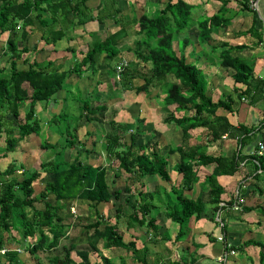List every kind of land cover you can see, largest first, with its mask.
Returning <instances> with one entry per match:
<instances>
[{"label":"trees","instance_id":"16d2710c","mask_svg":"<svg viewBox=\"0 0 264 264\" xmlns=\"http://www.w3.org/2000/svg\"><path fill=\"white\" fill-rule=\"evenodd\" d=\"M89 1L0 0V39L3 35H7L5 46L0 47V61L1 57H6L5 61L8 62V65H3L5 61L2 59L3 63L0 64V135L2 132L6 134V150L0 153V157H7L8 151L15 150L14 147L16 148L21 141L41 132L36 105L53 99V96L63 88L69 72H72V70L59 71L58 68L54 69L51 62L45 64L36 61L29 62L26 54L30 48L24 44L22 47L20 46L19 30H22L21 35L26 40L29 34L28 28L30 30L35 27L49 30L48 26H53L58 21V17H61V24L63 25L66 22L75 25V18H78L77 22L81 24L93 19L102 23L104 18L108 17L114 18L116 21L120 20L117 16L119 8L116 7H113L115 9L113 12L106 15L100 13L87 15L84 10L90 7ZM219 1L221 2L220 8L211 15L202 13L198 17L194 16V9L200 7L197 3L188 0H166L164 6L157 8L154 13L142 12L141 15H135L133 19V23L138 25V34L146 35V37L142 36L138 40L140 50L137 56L146 62V66H150L148 67V76L144 77L143 84L135 85L132 77L136 78L137 68L128 65L118 82L125 89L136 88L139 93H149L153 88L164 87L161 92L164 94L162 100L164 105L177 104L179 105L177 111L180 107L184 110L193 111L188 116H176L175 112H171L166 117L167 122L176 123L182 128L183 135H187L189 130L196 126H204L212 130L215 138L224 133L230 135H237L238 133L227 116L217 115V110L221 107L231 112L234 110L231 95L214 101L208 94L207 79L202 73V69L195 62H190L185 54L187 42L192 41L187 34L189 29L196 26L199 32L198 41L210 44L214 39V32L225 29L232 23L233 18L228 16L232 10V7L229 6L231 0ZM253 1L256 0H239L241 4L240 13L252 10L254 8ZM115 3V0H107V5L114 6ZM101 6L99 5V7ZM254 14L255 16L258 15L256 9H254ZM62 28L57 31L54 41L62 36ZM249 30L255 31V25ZM122 32L125 33L126 30L123 29ZM183 32L186 33L185 38H179V34ZM243 32H247V30ZM44 34L46 35V33ZM45 39L48 40L47 37ZM114 39V37H108L106 40L95 44L85 54L84 60L73 70L91 62L98 51L111 48V53L117 52L116 47L112 46ZM243 46H231L229 43H223L212 50H218L222 66L234 70L232 76L235 81L247 85L243 91L244 94L254 98L257 92L263 90L264 78L259 83H255L254 65L234 54ZM26 64L27 66L23 67ZM171 74L178 79L177 83L168 81V76ZM255 86L257 87L255 88ZM26 102L28 106L25 108V112H22V105ZM106 107V105L99 107V111H105ZM93 109L90 100H86L83 111L89 113ZM138 121L139 125L145 123L143 118H139ZM110 124L115 133L107 136V148L110 155L119 161L115 179L120 177L121 170L129 173V179L137 182L142 186L141 188H145L142 179L148 175H157L162 180L171 179L168 169L169 155L161 154L157 144L150 146V140H147L136 147V131L125 130L124 127H128L127 123H118L112 120ZM241 129L243 133L240 137L242 136L241 142L244 144V140L248 139L251 132H255V128L244 126ZM127 134L131 138L129 144L125 142ZM139 134H145V132L140 130ZM144 139L147 138L144 137ZM69 143L70 146H74L75 139ZM57 146L58 143H52L48 140L42 143V148L47 150ZM175 151L181 154V160L174 166V169L181 174L183 185L182 187L181 185H173L171 191L167 193L165 213L168 221L178 224L175 241L180 242L190 234L191 219L193 217L200 219L207 207L203 195L194 199L187 193L200 179L198 176L199 167L201 165L213 166L212 173L205 177L201 186L202 189L206 185L209 186L211 189L210 200L215 204V208L219 209L224 207L220 203L222 202V195L226 191L218 182V176L235 174L240 169L244 157L241 159L240 154H235L232 157L207 154L202 146L185 147L179 145L170 149V152ZM62 152L58 150V154ZM81 154L79 153V155ZM79 155L70 159H58L57 155L54 159L52 157L42 160L39 168L24 170L22 167V177L16 174L20 170L16 163H9L6 168L0 169V249L4 247L10 249L7 253L0 254V264H3L2 258L4 256H8V262L13 261V264H20V259L17 257L18 250L9 247L13 242H16L19 248L28 250L33 257L38 259L33 264H44L38 258L39 252L58 247L62 239L67 238L69 228L75 224V222L69 221L67 216H63L62 211L70 209L71 206L72 208L75 207L72 204L77 201L85 202L89 208L102 203L115 204L113 199L119 197L122 191L111 190L107 166L90 163ZM249 157L253 159L257 171L259 169L264 170V154H253ZM259 174L256 172L252 178L256 180L255 189L257 192L264 194V189L257 184ZM43 175H52L53 179L46 183L39 195H36L34 183ZM115 179L112 180L113 183ZM127 190H131L129 184L126 185ZM254 192L252 188H244L243 184H240L237 192L230 193L231 198L226 202V206L233 208L235 204H238L244 212L259 210L264 214V201L256 206H247L244 205L243 201L241 202L242 196H252ZM155 193L152 190H141L140 201L137 205H133V212L129 215H124L123 206L119 204L114 215L115 223L95 208L92 215L87 218V222L76 224V226L84 227L90 247L77 249L75 239L71 238V244H63V253L56 254L50 259L51 264H94L91 253L100 251V243L106 249L122 248L132 251L133 258L139 261V264H151L146 257L147 247L142 250L137 246L134 239L126 240L125 233L119 227V223L120 219L129 220L128 226L130 227L134 221L138 227H147L152 239L160 238V227L156 223V217L151 214ZM160 196L161 193H159ZM40 200L44 202L43 208H37L35 205ZM13 231L20 234L19 239L13 235ZM194 244L197 248L205 246V243L200 241H196ZM225 244V251L228 252L231 250L244 251L250 246L260 247L258 251L260 262L264 264L263 241L250 238L239 246L232 244L229 247L227 243ZM74 250L80 258L79 261L72 257ZM102 258L108 264H115L107 256H102ZM191 262L195 263L196 259L192 257Z\"/></svg>","mask_w":264,"mask_h":264},{"label":"crops","instance_id":"0c3cea01","mask_svg":"<svg viewBox=\"0 0 264 264\" xmlns=\"http://www.w3.org/2000/svg\"><path fill=\"white\" fill-rule=\"evenodd\" d=\"M94 1L97 2L96 6L100 3V5H102L104 2H107V0ZM115 2V7L119 8L117 16L120 20L116 21L114 18L108 17L104 18L102 23L97 19H93L81 24L77 22L78 18H75V25L67 24L66 22L64 25L60 23V25L57 26L58 30L63 27V34L57 38L56 41H54L55 32H52L56 31L55 28H51L50 30L38 29L36 27L30 30V28H28V38H26V41L23 44L30 48L29 52L26 54V58L29 59V62L36 61L41 64L51 62L52 68H58L59 71L72 70V72H69L68 77L63 84V88L53 96V99L43 101L44 103L42 102L38 108L39 110H37V117L41 123V134L45 136L46 140L51 139V141H48L52 143H60L59 141L55 140V142L52 139H67L66 142L69 145L68 151L71 148H75L77 154L86 153V161H89L91 160L89 157L95 156L99 158L100 156L101 158L103 156L98 153V145L100 144V149L103 150L104 143H99L97 140L107 139L109 134L115 133L112 126V130H108L109 122L114 120L118 123H127L128 127H124V129H128L130 132H135L132 125L139 122V118L145 119V123H140L139 129L143 130V132L148 135L146 138L148 141L150 140L151 146L157 144V148L160 149L161 154L169 155L168 169L171 176L170 180H162L157 175H148V177L146 176L142 179L146 191L152 190L156 192L153 200L154 207L152 208L151 214L156 217V223L158 225H162L161 220L164 221V218L167 221L165 213V207L167 206V193L171 191L173 185H181V187L183 185L181 174L174 169V166L181 160V154L178 151L170 152L171 148L179 145H184L185 147L202 146L206 151L205 153L215 156L222 155L232 157L235 154H240L241 159L244 157L240 169L233 175L218 176V182L226 191L222 195V202L220 203V205L224 207L219 209H216L215 204L210 200L211 189L209 186L206 185L204 189H202L201 186L205 177L212 173L213 166L201 165L199 167L198 176L200 179L198 182L194 183L193 189L188 192V195L194 199L203 195L207 207L200 219H197L196 217L191 219V231L187 238L180 242L176 241L179 245V255L177 254L178 258L175 259V264H197L199 259L203 260L205 257H210L219 261L222 255L228 252L225 251L226 244L223 241L218 240V237L221 234L225 236L227 243L239 246L245 240L250 239L248 234H245L247 231L252 232L249 234L252 235V237L255 236L254 228H257V225L254 226L251 224L252 222L257 221L259 226L264 225V214L259 210H251L247 212L242 211L243 216L240 220L236 221L235 219L238 218L241 213H236L231 206H226V202L231 198L230 192H237L240 188V184H243L244 188L250 187L256 192H254L252 196H246L243 198L244 205L256 206L264 201V194L257 192L255 189L256 180L252 178L256 172H259L260 174L257 184L260 183V185L263 186L261 187L264 189V170L259 169L257 171L253 159L249 157L253 155L259 141L264 139V86L263 90L260 92H253L256 93L254 98H252L251 95L247 96L244 94L243 91L247 88V85L235 81L232 76L234 70L221 65L219 54L217 57L216 55L215 57L213 55L217 53L215 50L208 51V47L214 48L220 46L223 44L222 42L219 44L215 39H213L210 44L200 42L197 44L195 39H192L191 42H187L185 54L190 62H195L199 68L205 70L208 94L214 101H219L220 99L231 95L232 107L234 110L231 112L221 107L217 110V115L227 116L238 133L237 135L224 133L220 137L215 138L212 130L207 129L204 126H196L191 128L187 135H183L182 128L176 123L167 122L166 117L171 112H175L176 116H188L192 114L193 111L189 109L184 110L181 107V109L178 108L179 111H177V107L179 106L177 104H169L168 106L163 105L162 100L164 94H161V92L164 87L153 88L149 93H137L136 88L125 89L122 84L118 82L120 80L117 79L116 66L121 60L126 59L127 61H130L129 65L131 67L137 68L136 78L132 77L135 85H141L144 83V77L148 76V67L150 66H146V62L137 55H135L136 58L134 59H127L121 53V50L118 49L120 43L125 41L124 39L128 36L133 33L139 36L140 34L137 32L138 25L133 23L135 15L131 21L123 19L120 1L115 0ZM146 5L147 3L144 7ZM256 6L258 7L259 15L255 16L253 14V17L244 16L243 14L245 12H241L243 13L241 14L239 9H234V11H238V13L237 16L233 18L232 24L233 26L239 27L234 31V35L237 36V39L240 41L235 43L224 41V43H229L231 46L244 45L239 50H236L234 54L241 56L254 65L255 83H259L264 78V0H256ZM45 15L50 17L48 14ZM253 25L256 26V30L253 32H261L260 34L255 35L252 31L243 32L246 29L252 28ZM123 29L126 30L125 33L122 32ZM216 32L215 34H217ZM44 33H46V35ZM45 37H47L48 40H46ZM108 37L115 38L114 41H112L113 45L112 43L111 45L116 47L117 52L111 53V48L109 49L106 47L109 51L107 49L98 51L91 62L84 64L77 70H73L75 66L84 60L85 54L90 51L95 44L106 40ZM181 38L184 39L185 36L183 35ZM213 38L215 37L213 36ZM20 46L22 47L21 43ZM127 48L137 49V47L129 45ZM136 49L134 53L139 51V49ZM195 53L202 54L198 55L201 56L200 60L194 58ZM135 61H137V63H135ZM26 66L27 64L23 65V67ZM171 75L168 76V81L174 83V81L170 79ZM137 81H140V83ZM76 87H78L80 90L79 94L84 99H81L76 103L77 112L75 113L77 114L78 119L76 127L73 129L74 134H71L69 132L70 130L68 131L66 129L64 131L60 122L59 124L56 123L57 125H51V123L54 121L55 115H60L62 112H66V110H64L65 108H68L69 111L72 110V103L70 101L73 99L72 94ZM256 87L257 86H255V88ZM128 95H138L137 102L132 103L131 98L127 97ZM143 95L145 97H143ZM157 96L159 99H156ZM66 100H68V103ZM86 100H90L94 107L93 111H90L89 113L83 111V105ZM27 104L28 103L26 102V105ZM103 105L107 106L105 111H99V107H102ZM244 126L255 128V132H251L248 139H245L243 144L241 142L242 136L240 137V135L243 133L241 128ZM142 135L143 134H139L137 140L141 138L144 139ZM128 136L129 135L127 134L126 137ZM28 139H36V137L35 135H31ZM70 139L79 140L78 142L75 141L74 146H70ZM82 139H91V142L88 141L90 145H86ZM96 142L97 144H95ZM106 151L109 153L107 149ZM89 162L96 164L92 161ZM252 179L253 181H250ZM148 180H150V182ZM153 180L158 182V186ZM159 193L163 194L159 197ZM138 201H140V199ZM126 202L128 203V200ZM120 204L124 208V215H129L133 212L134 207L131 206L132 208L127 211L125 210V202ZM160 209H162L161 211L163 212L164 217L161 214H159V216L153 214L155 213L154 210H157L156 212L160 213ZM215 217L217 218L216 220L220 218L218 221L221 222L218 234L214 232L217 230ZM199 222L200 224H203L204 230L207 231L204 233H210V236L200 233V230L196 231ZM171 223L175 224L174 222ZM256 230H258V233L261 231L259 227ZM133 233L136 236H139L135 231H133ZM256 237L261 238L260 235L254 237L255 239H259ZM185 241H189L190 243L186 245ZM196 241L205 243V246L197 248L194 244ZM248 248L249 247L245 250L249 251ZM238 251L239 252H236V254L228 253L227 261H229V264H239L236 260L237 255L243 251ZM231 256L233 258L229 259ZM192 257L197 259L195 263L191 262ZM148 261L151 263L149 259ZM240 264H247V262L243 259Z\"/></svg>","mask_w":264,"mask_h":264},{"label":"rangeland","instance_id":"374dc122","mask_svg":"<svg viewBox=\"0 0 264 264\" xmlns=\"http://www.w3.org/2000/svg\"><path fill=\"white\" fill-rule=\"evenodd\" d=\"M119 1H120V6L122 8L121 12L123 15V19H125L127 21H131V19L133 18L134 15H141L142 12H146L149 14L154 13L157 8H162L166 2V0H119ZM188 1H190L192 3H197L200 6L199 8L194 9V11H195L194 16H196V17H198L202 13L207 14V15H211V14L215 13L216 11H218V9L221 6V2L219 0H188ZM94 2H95L94 0H90L88 2V5L90 7L87 10H84L87 15H90V14L96 15L99 13L101 15H106L109 12H113L115 10L114 9L115 5L114 6H112L111 4L107 5V2H104L102 4V6L99 7V5L101 3L96 6L97 2H95V3ZM146 3H147V5L144 7V5ZM90 4H92V5H90ZM106 6H108L107 9H105ZM229 6L230 7L232 6L233 9L228 13V16L230 18H235L237 16L238 11H234V9H236V8L241 9V4L239 3V0H231L229 3ZM253 7L254 8H252V10L245 11L244 14L243 13H241V14H243L244 16H247V17H249V16L253 17L254 9H256V11L259 15L258 7L256 6V1H253ZM251 12H253V13H251ZM245 14H247V15H245ZM254 19H255V17H254ZM61 20H62L61 17H58V21H56L55 24H53V26H48L50 29L51 28L56 29V31H52L53 33L55 32V35H56L57 31L60 30V29L58 30L57 26L60 25ZM227 28L220 29L218 32H216L217 34H215V32L213 33V36L215 37L214 39L216 40V42H218L220 44L221 42L224 43V41L229 42V43H235V42L240 41L237 39V36L234 35V31H236L239 27L233 26V24L231 23ZM112 29H113V27H112ZM246 30H247V32L250 31L249 29H246ZM232 31H233V34H232ZM198 33L199 32H198V29L196 26L189 29V31H187V34L190 36V38L195 39L197 44L199 42L197 40ZM253 33L256 35V34H260L261 32H253ZM21 34H22V30L20 29L19 34H18V40L23 45V43H25L26 40H24V38L22 37ZM179 35H180L179 36V38H180V37H183V35L185 36L186 33L183 32ZM142 36L146 37L145 34H142L139 36V35L133 33L130 36H128L126 39H124L125 41L120 43L118 49L121 50V53L127 59L136 58L135 55H137V53L139 51L137 53H134L136 48L128 49L127 47L129 45L132 47H137V49L140 50L139 44L137 41ZM2 37L0 39V47L5 46L6 40H7V35H3ZM176 48L178 49L177 45H176ZM212 49L213 48L208 47V51H210V50L212 51ZM214 50H215V52L218 51L216 49H214ZM188 51H189V49H188ZM198 55H202V54L201 53H195L194 58L200 60L201 56H198ZM213 55H214V57H215V55L217 57L218 52L213 54ZM5 58L6 57H1L0 64H2L3 61H5ZM2 59H3V61H2ZM245 61L249 62L248 60H245ZM7 63L8 62L5 61V63L3 65H6ZM135 63H137V61H135ZM129 64H130V61H128V65ZM202 73L206 76L205 70L202 69ZM170 79H172L176 83L178 82V79H176V77L174 75H171ZM137 82L140 83V81H137ZM79 93H80V90L78 89V87H76L75 90L73 91V94H72L73 99H71V101H70L72 103V105H71L72 110L69 111L68 108H65L64 110H66V112H62L60 115H55L54 121H52L51 125H57L60 122L64 131L67 129L68 131L70 130L69 132L71 134H74L73 129L76 127V123H77V119H78L77 114L75 113V112H77L76 103L79 102V100L84 99L81 97V95ZM127 97L131 98L132 103L137 102L138 95L137 96L136 95H133V96L128 95ZM140 97H141V95H140ZM143 97H145V96L143 95ZM156 99H159V97L157 96ZM66 102L68 103V100H66ZM41 103L42 102H40L36 105L37 110H39L38 108L40 107ZM27 106L28 105H26V103H24L22 105V112L25 111V108H27ZM165 106H168V105H165ZM138 111H139V109H138ZM106 123H108V122H106ZM132 127L135 129L136 134H137L136 136L138 137L139 133H140L139 123L138 122L135 123V125H132ZM108 130L109 131L112 130L110 122H109ZM142 136L148 137L147 134H143ZM35 137H36V139H24L23 141H21L16 146V148L14 147L15 150L10 151V152L8 151L7 157H0V169L2 170L4 168H6V166L9 163H16L20 168V170L16 174L20 175V177H22V175H23L22 167H24V170L25 169L28 170V169H32V168H39L42 160H45V159L47 160V159H50L52 157L54 159V158H56L57 155L59 157L58 159H60V158L61 159H70L73 157L75 158L76 156L79 155L76 153L77 151L75 148H73V149L71 148L68 151L69 145L66 142L67 139H52L54 141L57 140L60 142L57 146L58 148L57 147L49 148L47 150V149L42 148V143H44L46 141L45 136L42 135L40 132L38 134H35ZM5 138H6V134L2 133V135H0V153H2L3 151L6 150L5 149V147H6V139ZM47 140L51 141V139H47ZM70 140H73V139H70ZM78 140L79 139H75L76 142H78ZM82 140L85 142L86 145H90V143H88V141L91 142V139H82ZM146 140H148V139H142L141 138V139L135 140L136 147H137V145H140L141 143L143 144ZM97 142L104 143L103 144L104 145L103 150L100 149V144L98 145V147H99L98 153H99V155H103V156L101 158H100V156H99V158L95 157V156H94L95 158L89 157V159H91L89 161H92L96 164L106 165L108 170H109L108 171V177H109V182L111 183V190L112 191L121 190L122 192L119 195V197H117L116 199H113V202L116 205L113 203H104V204L102 203V204L97 205L96 207L89 208L88 204H86L85 202L77 201L74 204H72V205H75V209H72V206H71L70 209H65L64 211H62L63 216H67L68 220L75 222V224L69 228L67 238H63L58 247L50 249V250L46 249L45 251L39 252L40 256L38 258L41 259L44 264H51L50 259L52 257H54L56 254H58V255L62 254L63 253V248H62L63 244H66V245L71 244V238L75 239L77 249H86V248L90 247L88 244V241H87V236H86V232H85L84 227L82 228L81 226H76V224H79V223L82 224V223L87 222V218H89L92 215L93 211H95V208H97L107 218H110L111 222L115 223L116 219H115L114 215L116 213L117 206L120 203L125 202V204H126L125 210L129 211V209H131L133 207V205L138 204L137 201L141 197L140 191L141 190L145 191V188H141L142 186H140L137 182L130 180L129 179L130 174L124 170H121V177L120 178L118 177V179H115V172L118 169L119 161L114 156H112V155L110 156L109 153L106 151V149L108 150V148H107L108 142H107L106 138L105 139H99V141L97 140ZM97 142L95 144H97ZM125 142L127 144L131 143V138L129 136L126 137ZM91 146H92V144H91ZM58 150H60V151L67 150V151H64V152L58 154ZM79 156H81L82 159L87 160L86 159V157H87L86 153H82ZM21 165H23V166H21ZM51 179H53L52 175H43V177L41 179L37 180L34 183V186L36 189L35 194L39 195L43 191V189L45 188L46 183L48 181H50ZM113 179H115L114 183L112 181ZM148 181L150 182V180H148ZM153 182L158 186V182L156 180H153ZM127 184H129V186H130V189H131L130 191H128V190L126 191V185ZM261 184H262V182H261ZM259 185H260V183H259ZM260 186H262V185H260ZM242 198H245V197L242 196ZM127 200H128V203L126 202ZM238 200H240V199L238 198ZM35 205L37 208H43L44 202L40 200V201H37L35 203ZM122 209H124V208H122ZM161 210L162 209H160V211ZM233 210L236 211V213H241L238 216V218L235 219L236 221L240 220V218L243 216L242 208L240 207V208L236 209L235 205H234ZM156 211L154 210L155 213H153V214H157L158 216H159V214H161L163 216L162 211L160 213L156 212ZM216 219L217 218L215 217V220ZM218 220H220V218ZM218 220L215 221V224L217 225V227H216L217 230L214 232L216 234L219 233L218 229L221 225V222ZM128 222H129V220L120 219V223H119V225H120L119 227L125 233L126 240L130 241V240L134 239L137 242V246L142 250L144 247H147L148 251L146 253L147 254L146 257H148V259L151 261L152 264H169V263L175 264V261H176L175 259L178 258L177 254L179 255V245L175 241V237L178 233V225L172 224L171 222H168V220L166 221V219L164 218V221L161 220L162 225H159V227H160V238L158 237L156 240H154L151 238L152 236L148 232L147 227H138L137 223H135L134 221H133V225H130V227H129ZM251 224H253L254 226L257 225V228H254L255 236L260 235L261 238H259V237H256V238L262 239L261 241H263V243H264V225L259 226L257 224V221H254ZM128 227H129V229H127ZM258 227L261 229L260 233H258L257 232L258 230H256V229H258ZM196 229H197L196 231L200 230V233L207 232L206 230H204L203 224H200V222L197 224ZM133 231H135L137 233V235H139V236H136L133 233ZM251 233H252L251 231H247L245 234H248L249 238H254L255 236L252 237V235H249ZM204 234L207 236H210V233H204ZM13 235L15 237H18L17 239H19V237H20V234H18L17 231H13ZM135 237H137V238H135ZM259 239H257V240H259ZM218 240L224 242L226 239L224 237V240H220V239H218ZM185 243H186V245H188L190 242L185 241ZM9 247H11V249H17V248H19V245L16 242H13ZM99 247H100L99 252H92L91 253V259H92V262L94 264H108L104 260V258H102V256H107L115 264H139V261H137L136 259L133 258L132 251L122 249V248H107L106 249L103 247L102 243H100ZM248 250L249 251L244 250L243 252L238 253L237 259H236L237 262L240 264L244 259L247 262V264H262L260 262V256L258 253V251L260 250V247L250 246L248 248ZM236 252H239V251H236ZM17 253H18L17 257H19V259H20L19 260L20 264H33V263L37 262V260H38L36 257H33L28 252V250H26V249L20 248V250H18ZM72 257L77 261L80 260V258L78 257L75 250L72 252ZM232 258H233L232 256L229 257V259H232ZM7 260H8V256H4L2 258L3 264H13V261L8 262ZM196 261H197V259H196ZM219 261H220V259H219ZM219 261H217L216 259L210 258V257H205V258H203V260L199 259L197 264H229V261H226L224 263H222L221 261L219 262Z\"/></svg>","mask_w":264,"mask_h":264},{"label":"built area","instance_id":"2783aa9c","mask_svg":"<svg viewBox=\"0 0 264 264\" xmlns=\"http://www.w3.org/2000/svg\"><path fill=\"white\" fill-rule=\"evenodd\" d=\"M128 66V61L126 59L121 60L117 66H116V72H117V79L120 80L122 77V72L124 71V69ZM253 154H257V155H263L264 154V139L259 141L258 143V147L255 149V151L253 152ZM243 200V199H242ZM241 200V202H242ZM235 208H240V206L238 204H235ZM72 209H75V207H73ZM224 235H220L218 238L220 240H224ZM224 243H227V241L225 240ZM227 245L230 247L231 244L227 243ZM9 248L4 247L3 249H0V254H5L7 253V251H9ZM17 250H20V248H17ZM228 253H225L224 255H222V257L220 258V261L222 263L227 261L228 258ZM230 254H236L235 250H231Z\"/></svg>","mask_w":264,"mask_h":264}]
</instances>
